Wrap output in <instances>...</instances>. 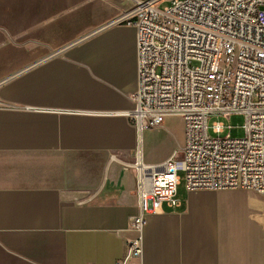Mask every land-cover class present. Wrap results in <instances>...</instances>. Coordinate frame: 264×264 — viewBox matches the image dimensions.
I'll return each mask as SVG.
<instances>
[{
	"label": "crops",
	"instance_id": "1",
	"mask_svg": "<svg viewBox=\"0 0 264 264\" xmlns=\"http://www.w3.org/2000/svg\"><path fill=\"white\" fill-rule=\"evenodd\" d=\"M131 4L0 0V264H116L137 235V148L161 167L183 146L180 117H165L177 131L164 118L138 132L125 114L136 34L113 20ZM231 191L263 202L179 183V204L147 216L127 264H262L264 214L225 213Z\"/></svg>",
	"mask_w": 264,
	"mask_h": 264
},
{
	"label": "built area",
	"instance_id": "2",
	"mask_svg": "<svg viewBox=\"0 0 264 264\" xmlns=\"http://www.w3.org/2000/svg\"><path fill=\"white\" fill-rule=\"evenodd\" d=\"M115 18L135 28L136 88L125 111L138 132L162 126L167 115L184 124V144L161 167H133L138 213L126 255L140 256L147 216L179 204L187 191L244 189L264 196V0H131ZM163 3H167L161 6ZM241 113L244 135L221 136L208 119ZM229 128V126H228ZM264 264V258L263 263Z\"/></svg>",
	"mask_w": 264,
	"mask_h": 264
},
{
	"label": "rangeland",
	"instance_id": "3",
	"mask_svg": "<svg viewBox=\"0 0 264 264\" xmlns=\"http://www.w3.org/2000/svg\"><path fill=\"white\" fill-rule=\"evenodd\" d=\"M166 4L167 3H163L161 6H164ZM214 122H221L222 123L224 130L222 133H220L221 136L229 134L231 137L239 138V137H242L244 135V130H243L244 117L241 113H232L228 116L218 115V116L210 117L208 119V125H209V133L211 135H214L212 133V130H211V127H212ZM164 124L167 127H169L171 130L177 131L180 127L181 120L178 117H171L169 119L165 118ZM228 126H229V128H228ZM179 175H180L181 186L184 187L183 175H182V173H179ZM230 193L232 194V196L230 195L232 197V199H230V200H235V202H238V203H232V204H228V205H224L221 203V205L225 206V208L223 210L225 213L235 214L239 217L247 216L248 213L254 212V211L261 212L264 214V196L261 195L262 196L261 199L263 200V202L261 204L258 201L255 202L253 200H248L246 197L247 195H245L246 193H244V192L231 191ZM228 201H226V202H228ZM226 202H224V203H226Z\"/></svg>",
	"mask_w": 264,
	"mask_h": 264
}]
</instances>
